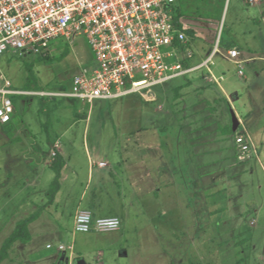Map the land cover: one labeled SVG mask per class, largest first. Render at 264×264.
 <instances>
[{"label":"rangeland","instance_id":"374dc122","mask_svg":"<svg viewBox=\"0 0 264 264\" xmlns=\"http://www.w3.org/2000/svg\"><path fill=\"white\" fill-rule=\"evenodd\" d=\"M197 1H179L185 27L195 32L190 35L195 56L188 65L217 49L209 64L216 77L203 67L93 104L57 95L14 96L19 114L0 123V249L19 221L37 218L29 226L31 241L15 242L0 264H60L54 259L60 244L69 264L80 256L88 264H264L261 193L256 182H246L249 175L229 180L224 172L243 162L235 144L242 125L264 120V0H225L223 23L208 15L215 11L211 2L197 13ZM225 43L245 52L241 68L224 56L230 48ZM48 49L50 57L6 52L0 71L15 88L57 92L70 90L74 75L96 64L83 37L72 44L52 40ZM224 90L236 100L234 135L223 132L234 125ZM177 125H198L203 154L211 151L208 141L211 153L219 152L202 162L200 175L182 167ZM55 158H63L66 166L61 189L49 204ZM250 160L242 167L253 164L257 180L260 163ZM138 163L150 174L133 176L130 165ZM78 208L90 209L95 217L117 215L121 228L75 232Z\"/></svg>","mask_w":264,"mask_h":264},{"label":"built area","instance_id":"2783aa9c","mask_svg":"<svg viewBox=\"0 0 264 264\" xmlns=\"http://www.w3.org/2000/svg\"><path fill=\"white\" fill-rule=\"evenodd\" d=\"M178 8L179 0H0V56L16 50L46 56L52 40L72 44L83 37L96 61L74 75L70 90L57 92L15 88L0 71V123L14 121L16 95H57L93 104L203 67L212 73L209 64L217 49L200 63L188 65L195 53L191 36L176 25ZM227 58L241 68L237 48L228 49ZM235 144L243 162L259 158V147L245 125L236 133ZM121 225L117 215L95 217L86 208H78L74 215L75 232L113 231ZM59 250L65 246L60 244Z\"/></svg>","mask_w":264,"mask_h":264},{"label":"crops","instance_id":"0c3cea01","mask_svg":"<svg viewBox=\"0 0 264 264\" xmlns=\"http://www.w3.org/2000/svg\"><path fill=\"white\" fill-rule=\"evenodd\" d=\"M261 1L262 0H260V1L249 0L248 3L249 4H257ZM230 48H236V47L233 46ZM239 53H240L241 58L246 56L245 52H243V51H239ZM224 56L227 58L226 55H224ZM262 58L264 60V54H263ZM247 59H250V58H247ZM212 75L215 76L213 71H212ZM221 77L224 79L223 75ZM24 90H32V89H24ZM32 91H34V90H32ZM38 91H40V90H38ZM224 93L226 94L225 98L227 100V103L229 105H231V107H232L231 109L233 112L234 111V109H233L234 104L233 103H235L236 100L234 102H232V100L229 99V97L226 93V90H224ZM246 113H247L246 115L248 118L249 117L248 114L250 115L251 111L248 110ZM18 114H19V112L17 110V113H16L14 119L16 118V116ZM247 118H246V120H247ZM246 125H247V129H248L253 141L259 147V158H256V160L260 163V166H261V176L259 178L257 177L258 178L257 180L254 178V176L256 174V170L253 167V164L249 165L248 169H245L242 167V165L250 164L252 162V160H250L249 162H242L241 165L237 166V167L232 166V168L230 170L226 169V171L224 170V172H226V174L229 173L231 175V178L229 180L233 179L234 177H239L240 174L246 175V176L249 175L251 177V179L249 181H246V182L249 184H250L251 180L256 182V188L259 189V191L261 193V204H263L264 203V120H261V123L257 124V125L248 124V122H246ZM177 126L180 129V136L182 137V146H181V152H182V157H183L182 167L193 168L195 171L194 173L196 174V171H197L200 175V171L202 168V162L205 161L206 159L212 160L215 156H218L219 152L215 151L216 152L215 154L211 153L212 152V143L210 141H208L207 144H209V149H211V151H210V153L203 154V144L204 143L202 141L201 133H200L201 130L198 127V125H177ZM140 146H141V143L137 142L136 148L138 149ZM214 146L217 148V144H215ZM59 153L61 154L60 151H59ZM220 154H223V153H220ZM238 157H239V154H238ZM239 162H241V161L239 160ZM236 164H238V163H236ZM130 166H131V169H130L131 173L135 177H143V176H146L147 174H150L148 172L142 173V168L140 167L139 163L134 164V165H130ZM168 174L170 176V173H168ZM227 176H229V175H227ZM167 182H168L167 184L169 186V184H171L170 180H168ZM36 183H37V181H36ZM241 196H243V194ZM111 215H114V214H111ZM106 216H109V215H106ZM22 244L24 246H26V243H22ZM50 248H53V246ZM9 256H10V254H9ZM54 259L55 260H61L60 264H64V263L69 264L70 263V258L66 257V254L63 253V251L59 250V249L54 254Z\"/></svg>","mask_w":264,"mask_h":264},{"label":"trees","instance_id":"16d2710c","mask_svg":"<svg viewBox=\"0 0 264 264\" xmlns=\"http://www.w3.org/2000/svg\"><path fill=\"white\" fill-rule=\"evenodd\" d=\"M180 1V0H179ZM182 1V0H181ZM213 5L212 6V10H215L214 13H209L208 15L212 18H216L218 20H222L223 19V14H224V4H225V0H198L196 5V9L198 10L197 13H200V9L202 7L207 6L208 3H210ZM204 10V9H203ZM208 12V11H206ZM184 13L181 11L180 5L178 8V12H177V16H176V25L178 27H181L182 29H184L186 31V33H188L191 36H195V32L192 29H187L185 27V24L181 22V19H183L184 17ZM186 17V15H185ZM225 31V28L223 30V32ZM224 47H232V44L230 43H225ZM68 52V48L65 50L64 53H62V56H65ZM44 57H50L49 55H46ZM29 78L33 79L34 78V74L31 73L29 75ZM13 122V121H12ZM234 125H229L226 126L223 129V132L225 134L228 135H234L236 133V131L233 129ZM13 125H9L8 129H7V134L9 136H13ZM49 143L53 146V143H51V141H49ZM66 166V161L61 158V159H57L55 158L54 164H53V168L54 171L56 172V177L53 180V182L51 183L49 192H48V196H49V204H53L56 200V196L58 194V192L61 189V177H62V170L64 169V167ZM37 218V214L31 215L21 221H19L13 232L11 233V235L4 241L1 249H0V263L7 259L9 257V250L11 249L12 245L17 242V241H21L23 243H28L31 241L32 239V234L30 231V224Z\"/></svg>","mask_w":264,"mask_h":264},{"label":"water","instance_id":"95a60500","mask_svg":"<svg viewBox=\"0 0 264 264\" xmlns=\"http://www.w3.org/2000/svg\"><path fill=\"white\" fill-rule=\"evenodd\" d=\"M223 21H224V16L222 19V23H223ZM232 115H233V120H234V130H237L238 125H239V119H238V117L234 111L232 112ZM72 264H88V262H87L85 257L80 256V257L75 258L72 261Z\"/></svg>","mask_w":264,"mask_h":264}]
</instances>
